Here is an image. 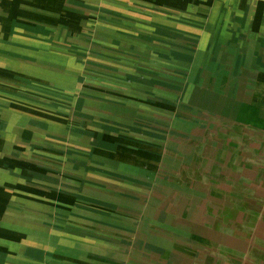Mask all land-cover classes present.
I'll return each mask as SVG.
<instances>
[{"label":"rangeland","instance_id":"1","mask_svg":"<svg viewBox=\"0 0 264 264\" xmlns=\"http://www.w3.org/2000/svg\"><path fill=\"white\" fill-rule=\"evenodd\" d=\"M13 20L66 48L0 51L30 119L0 264H264V0H0Z\"/></svg>","mask_w":264,"mask_h":264},{"label":"crops","instance_id":"2","mask_svg":"<svg viewBox=\"0 0 264 264\" xmlns=\"http://www.w3.org/2000/svg\"><path fill=\"white\" fill-rule=\"evenodd\" d=\"M9 1H12V0H9ZM32 10H34V9L31 8L30 6L26 5V4L20 5V7L18 6V15L22 16L24 14L31 12ZM9 11H11L10 14L13 15L12 9H9ZM35 14L40 16V8L37 10V12ZM32 15H34V14H32ZM15 16H17V14H15ZM6 23H8L10 25L9 26L10 28L7 31L9 32V34L11 36L7 37V38L0 36L3 38V39L0 38V51H2L1 49H10L11 52L8 53V55H9L8 58L9 57L13 58V56L15 57L18 55L22 56V53L25 50L33 49V48H38V49H40V47H44V48L45 47H47V48L48 47L66 48V47L60 46V43L58 42L60 36H57L58 34L56 36H53L52 39H48L46 36H45V38H43V37L36 35V34H40V30H38L36 32V34L32 35L31 39H30V37L25 36L24 33L20 34L15 39L13 36H16L19 32L21 33V29L23 28V26L14 20L13 21H7ZM13 27H15V30L12 29ZM80 37H82V36H80ZM42 40H43V42H42ZM8 42L19 43V45H16V44L11 45L10 43L7 45L6 43H8ZM51 43H56V44H51ZM90 45H85V46L91 47ZM75 47H78V45ZM75 47L70 46V48H75ZM78 48H82V46H80ZM262 48H264V47H262ZM13 50L17 51V52L15 51L16 54H13V52H12ZM55 61H57L58 63H62V62H59V60H55ZM16 62H17V60H16ZM33 62L36 65L40 64V62H36V61H33ZM65 62H67V60H65ZM3 63H7V62L4 61ZM26 63H28V62L26 61ZM26 69H28V68H26ZM43 72H46L47 75H52L50 77H52V79H54L55 81H57L59 78V76H57L58 75L57 71H52L51 69H46L45 71L43 70ZM72 74H75V73H72ZM74 79H77V77H74ZM0 94L4 95L1 97L4 100V102H6V103L0 105V119L3 118V122L0 125V131L5 133V137H4L3 134L0 132V146L3 145L1 147V154L0 155H2L4 160H7V157H5L4 154L8 153V154L12 155V151L15 149L17 151H22L23 148L21 147L22 149L21 148L19 149V145H22L25 142V141H23L24 140L23 138H28L27 135H29V120L30 119H29V116L27 113L23 114V110H24L23 108L24 107L27 108L26 106H24V104L15 105L13 103H9V102H12V98L9 101L7 99V98H9V96H7L4 93H0ZM202 101H204L203 97H202ZM19 108L23 109V110H20ZM233 108H234V105H233ZM34 123L40 128L39 122L35 121ZM23 133H25V135ZM26 141H28V140L26 139ZM25 145H26L25 149L28 150V143L25 142ZM16 219L17 218L15 217L14 220H16Z\"/></svg>","mask_w":264,"mask_h":264}]
</instances>
